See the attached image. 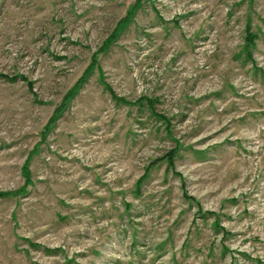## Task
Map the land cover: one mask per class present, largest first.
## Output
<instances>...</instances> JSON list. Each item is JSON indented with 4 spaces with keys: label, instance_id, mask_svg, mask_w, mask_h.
I'll list each match as a JSON object with an SVG mask.
<instances>
[{
    "label": "rangeland",
    "instance_id": "rangeland-1",
    "mask_svg": "<svg viewBox=\"0 0 264 264\" xmlns=\"http://www.w3.org/2000/svg\"><path fill=\"white\" fill-rule=\"evenodd\" d=\"M0 264H264V0H0Z\"/></svg>",
    "mask_w": 264,
    "mask_h": 264
}]
</instances>
